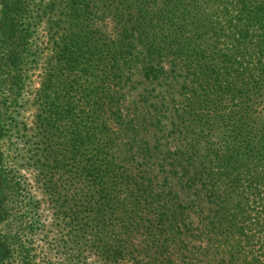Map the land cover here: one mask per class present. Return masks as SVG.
<instances>
[{
	"label": "trees",
	"instance_id": "16d2710c",
	"mask_svg": "<svg viewBox=\"0 0 264 264\" xmlns=\"http://www.w3.org/2000/svg\"><path fill=\"white\" fill-rule=\"evenodd\" d=\"M0 264H264V0H0Z\"/></svg>",
	"mask_w": 264,
	"mask_h": 264
}]
</instances>
